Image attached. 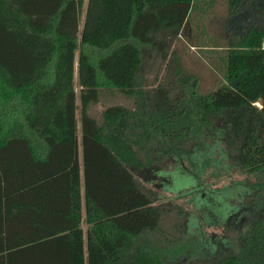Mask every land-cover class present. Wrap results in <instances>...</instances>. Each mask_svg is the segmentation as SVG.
Segmentation results:
<instances>
[{"label":"trees","instance_id":"1","mask_svg":"<svg viewBox=\"0 0 264 264\" xmlns=\"http://www.w3.org/2000/svg\"><path fill=\"white\" fill-rule=\"evenodd\" d=\"M258 1L230 0L243 34L207 51L228 48L216 88L181 76V91H151L144 51L158 36L163 51L198 0H88L82 29L85 0H0V264H264ZM106 89L135 106H108L100 124L88 108ZM171 171L200 180L189 188L198 211L181 233L151 240L164 198L140 182L167 188ZM221 176L230 183L203 200L206 179ZM204 222L230 233L207 237Z\"/></svg>","mask_w":264,"mask_h":264},{"label":"rangeland","instance_id":"2","mask_svg":"<svg viewBox=\"0 0 264 264\" xmlns=\"http://www.w3.org/2000/svg\"><path fill=\"white\" fill-rule=\"evenodd\" d=\"M85 0L81 19L80 28H83L85 21V12L87 7ZM210 0H198L197 5L193 8L190 18L183 25L179 35H168L169 40L163 42L164 50L159 45L163 40L162 36L156 38V45L152 44L144 51V65L141 73L142 81L149 90L153 91L159 86L174 87L181 91L180 77H190L195 80L202 90H210L216 88L220 81L224 79L225 62L224 57L227 54V47L225 49L210 50L212 45L217 42L220 45H228L229 41L238 42L241 40L243 32H235V27L242 22V19L233 11L230 10V0H214L209 5ZM260 2L263 0H259ZM258 1V2H259ZM242 3V2H241ZM240 3V4H241ZM244 3V2H243ZM241 4V6L243 5ZM248 7V3L244 8ZM264 10V7L259 6ZM251 11L258 12L257 7H249ZM261 13H263L261 11ZM240 22V23H239ZM242 31V30H241ZM173 38H171V37ZM209 45V48L204 45ZM203 46V47H201ZM264 46V45H263ZM164 53V55H162ZM76 90L79 91L78 73L76 72ZM121 104L129 108L135 106L134 99L122 94L118 90L106 89L101 90L100 99L96 103H92L88 112L95 117L100 124L104 123V110L111 105ZM258 105V103H257ZM78 128L79 133L81 129L80 112L78 111ZM182 172V171H181ZM163 173L160 172L159 175ZM168 177L172 180V185L163 187L160 185L145 184L140 182L141 185H146V190L154 197H162L160 201L163 208L162 219L160 222V229L148 233L151 240L159 236L162 238L174 237L181 233L183 225H186V212L198 211L196 203L191 200L192 195L189 194V188L198 186L200 180L197 177L189 174L188 172L175 173L171 171ZM207 178V177H205ZM235 179H253L252 175H234ZM210 187H206L209 191H201L202 199L207 201L214 198L215 194L211 190L223 187L230 183L231 178L221 176L220 179H206ZM186 191L188 193L181 194L179 192ZM223 196L224 193H222ZM157 203V199H155ZM210 201L213 203L210 199ZM209 203V202H208ZM211 206V205H210ZM211 208V207H210ZM227 214L225 213L220 217L219 222L225 220ZM83 228L86 231V222L83 223ZM204 235L210 237L212 235H223L230 233L226 225L216 226L214 224H207L204 222L203 226ZM246 226L242 232H246ZM234 235L232 234V237ZM181 264H201L200 262H182Z\"/></svg>","mask_w":264,"mask_h":264},{"label":"water","instance_id":"3","mask_svg":"<svg viewBox=\"0 0 264 264\" xmlns=\"http://www.w3.org/2000/svg\"><path fill=\"white\" fill-rule=\"evenodd\" d=\"M256 103H258L260 106H262V104H260L259 102H256Z\"/></svg>","mask_w":264,"mask_h":264}]
</instances>
